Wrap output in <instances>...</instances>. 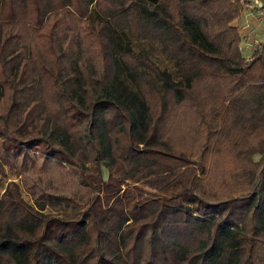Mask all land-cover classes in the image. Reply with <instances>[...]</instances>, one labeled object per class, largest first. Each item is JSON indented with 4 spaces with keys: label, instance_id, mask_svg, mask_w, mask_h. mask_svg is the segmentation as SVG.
Listing matches in <instances>:
<instances>
[{
    "label": "trees",
    "instance_id": "obj_1",
    "mask_svg": "<svg viewBox=\"0 0 264 264\" xmlns=\"http://www.w3.org/2000/svg\"><path fill=\"white\" fill-rule=\"evenodd\" d=\"M244 4L0 0V264H264V47L240 51Z\"/></svg>",
    "mask_w": 264,
    "mask_h": 264
},
{
    "label": "rangeland",
    "instance_id": "obj_2",
    "mask_svg": "<svg viewBox=\"0 0 264 264\" xmlns=\"http://www.w3.org/2000/svg\"><path fill=\"white\" fill-rule=\"evenodd\" d=\"M232 2H235V0H232ZM250 0H245V3H249ZM247 4H244V7L242 9V12L240 13V16L231 24V26L233 28H235L238 32V34L241 37V41H242V36H243V31H241L242 27L244 26V24L246 23L247 18V14H246V7ZM251 27V31H252V35L254 34H262V30L254 28L253 26ZM123 44H125L126 46L128 45L129 41L127 39H125L123 37L122 39ZM135 48V50L139 51V50H147L149 53V57L150 59L163 71L165 72L167 75L171 76V77H175V69L173 66V63L167 58V56L165 55V53H163V51L161 50L160 47H158L157 45L151 44V43H145V42H134L132 44ZM241 47V42L240 45ZM264 47V43L262 45V47L260 49H258V53L263 49ZM241 51V49H240ZM242 53V51H241ZM257 53V54H258ZM256 54V55H257ZM120 80H121V87H120V92L123 95V97H125L126 99L132 101L134 99H138V92H137V88L134 84V82L128 77V75L123 72L122 70L120 71ZM158 87L161 88L162 87V82L158 81ZM37 154V152H34ZM7 173L9 174V180L8 181H13L16 183H19L21 185V182L19 181L21 179V177L16 178V175L13 172H9L7 170ZM6 187H7V180H4V183L2 185L1 188V194H3L6 191ZM22 196L25 199V201L27 203H29L30 205H33V200L31 198V195L28 194L25 190H22Z\"/></svg>",
    "mask_w": 264,
    "mask_h": 264
},
{
    "label": "built area",
    "instance_id": "obj_3",
    "mask_svg": "<svg viewBox=\"0 0 264 264\" xmlns=\"http://www.w3.org/2000/svg\"><path fill=\"white\" fill-rule=\"evenodd\" d=\"M247 20L241 31V51L244 59L251 62L264 43V0H250L246 7ZM262 30V34L252 35L251 27Z\"/></svg>",
    "mask_w": 264,
    "mask_h": 264
}]
</instances>
